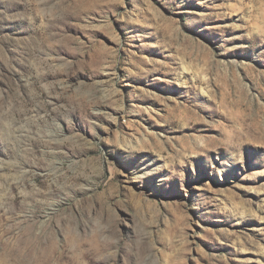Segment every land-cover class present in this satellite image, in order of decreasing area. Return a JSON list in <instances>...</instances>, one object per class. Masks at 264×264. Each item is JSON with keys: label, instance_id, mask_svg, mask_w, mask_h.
Masks as SVG:
<instances>
[{"label": "rangeland", "instance_id": "374dc122", "mask_svg": "<svg viewBox=\"0 0 264 264\" xmlns=\"http://www.w3.org/2000/svg\"><path fill=\"white\" fill-rule=\"evenodd\" d=\"M0 264H264V0H0Z\"/></svg>", "mask_w": 264, "mask_h": 264}]
</instances>
